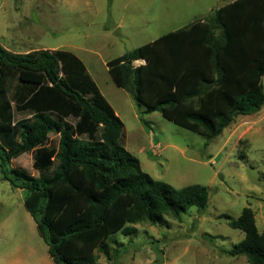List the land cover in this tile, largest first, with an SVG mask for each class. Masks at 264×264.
<instances>
[{
    "label": "trees",
    "instance_id": "16d2710c",
    "mask_svg": "<svg viewBox=\"0 0 264 264\" xmlns=\"http://www.w3.org/2000/svg\"><path fill=\"white\" fill-rule=\"evenodd\" d=\"M139 60L145 64L134 67ZM107 65L143 113L159 112L210 142L235 117L264 106V0H235ZM123 137V122L78 56L17 54L0 44V168L24 192L55 264H97V249L116 234L208 207L206 187L177 189L153 179ZM27 152L39 177L9 167ZM228 225L245 234L229 256L264 264V233L253 210L244 208Z\"/></svg>",
    "mask_w": 264,
    "mask_h": 264
},
{
    "label": "rangeland",
    "instance_id": "374dc122",
    "mask_svg": "<svg viewBox=\"0 0 264 264\" xmlns=\"http://www.w3.org/2000/svg\"><path fill=\"white\" fill-rule=\"evenodd\" d=\"M216 1L0 0V42L22 41L27 50L50 47L78 55L120 114L123 144L142 170L177 189L198 184L209 191L205 210L190 208L180 220L166 216L165 224L143 222L133 226L135 233L116 234L115 242L97 249V264H249L245 256L228 254L245 238L228 221L246 207L264 233V121L245 140L222 147L223 137L208 142L159 112L143 113L107 68V62L173 31L170 27L206 16ZM50 141L58 136L52 134ZM33 162L34 153L27 152L9 167L39 177ZM24 198L0 168V264H55Z\"/></svg>",
    "mask_w": 264,
    "mask_h": 264
},
{
    "label": "crops",
    "instance_id": "0c3cea01",
    "mask_svg": "<svg viewBox=\"0 0 264 264\" xmlns=\"http://www.w3.org/2000/svg\"><path fill=\"white\" fill-rule=\"evenodd\" d=\"M220 0H217L216 3L213 6L207 7V10L205 13L206 16L201 17V16H195L194 20L192 22H190L189 24L185 25V26H180V27H170V29H174L171 32H175L177 30H181V29H186L189 28L193 23H195L197 20L199 19H204V18H209L210 16H212L218 9H220L221 7L225 6L226 4L232 3L235 0H229L228 2H225L224 4H219ZM169 32V33H171ZM168 34V33H167ZM166 35V34H165ZM158 39V38H157ZM155 41V40H154ZM153 42V41H152ZM151 43V42H150ZM0 44L7 49L10 52L13 53H17V54H26L29 53L31 51H35V50H62V49H58V48H50V47H42L40 49H35V48H31L30 50H27V44L25 42H17L16 41H12V44L10 46H6L5 44H3L2 42H0ZM148 44V43H147ZM71 52V51H70ZM73 53V52H72ZM75 54V53H74ZM76 55V54H75ZM78 56V55H76ZM123 56V55H122ZM79 57V56H78ZM121 57V56H120ZM80 58V57H79ZM118 58V57H117ZM81 59V58H80ZM116 59V58H115ZM82 60V59H81ZM83 61V60H82ZM112 61V60H111ZM142 61V60H139ZM110 62V61H109ZM85 64V63H84ZM108 64V62H107ZM138 64V63H137ZM134 64L133 62V66L134 67H138L140 65H143L144 63L139 62V64ZM108 72L114 82V84L124 90L131 98L132 96L123 88L119 87L114 79L113 74L111 73L110 68L108 67ZM97 84V83H96ZM262 85L264 88V77L262 78ZM99 87V86H98ZM100 89V88H99ZM101 91V90H100ZM102 93V92H101ZM103 94V93H102ZM105 97V96H104ZM106 98V97H105ZM133 99V98H132ZM108 101V100H107ZM134 101V99H133ZM109 102V101H108ZM135 102V101H134ZM136 103V102H135ZM112 106V105H111ZM113 107V106H112ZM114 109V108H113ZM145 109V107L143 108V110ZM115 110V109H114ZM145 111V110H144ZM117 116L121 119L120 114L115 110ZM152 114V113H151ZM164 118V117H163ZM122 121V120H121ZM264 121V106L262 107V109L257 112L254 113L252 115H240L235 117L234 121L232 122V124L230 126H228L223 133L219 136V137H223L224 143L222 147H225L227 144L231 143L234 139L236 143H239L241 140H245V138L254 131L255 127L257 125H259L260 123H262ZM220 151V150H219Z\"/></svg>",
    "mask_w": 264,
    "mask_h": 264
},
{
    "label": "built area",
    "instance_id": "2783aa9c",
    "mask_svg": "<svg viewBox=\"0 0 264 264\" xmlns=\"http://www.w3.org/2000/svg\"><path fill=\"white\" fill-rule=\"evenodd\" d=\"M139 62H142V63L145 64V61H144V60H142V61H135L134 64H137V63H139Z\"/></svg>",
    "mask_w": 264,
    "mask_h": 264
}]
</instances>
